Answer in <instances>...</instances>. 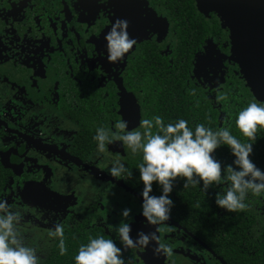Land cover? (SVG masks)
Returning <instances> with one entry per match:
<instances>
[{"label":"flooded vegetation","instance_id":"af4514ba","mask_svg":"<svg viewBox=\"0 0 264 264\" xmlns=\"http://www.w3.org/2000/svg\"><path fill=\"white\" fill-rule=\"evenodd\" d=\"M116 18L128 21V35L136 43L119 63H110L104 58L103 36ZM232 49L225 19L203 9L197 0H0V198L21 212L19 229L24 242L37 248L40 264L55 257L73 264L76 249L89 237L114 239L111 226L120 222L123 208L130 209L131 237L138 230L152 231L172 250L171 255L154 256L152 241L145 248H122L125 264H168L173 259L228 264L215 239L226 229L216 230V224L209 222L214 215L225 223L231 215L217 206L204 207V233L197 231L195 206L188 202L191 195L178 177L167 194L172 200L168 220L142 223V182L135 167L140 153L131 154L115 139L106 144L104 153H97L92 136L98 126L117 131V120L127 121V130H142L141 119L159 115L166 124L188 110L198 114L197 119L186 116L195 120L193 126L228 127L245 142L247 138L233 125L235 114L249 102H264L248 86ZM52 118L75 127L71 140L52 142L47 131ZM263 143L256 136L251 148ZM212 155L221 161L226 175L224 166L233 159L227 146L217 147ZM46 157L57 166L54 176L62 172L63 187L70 185L69 191L61 189L63 199L46 197L49 203L43 188L45 179L53 183V172L49 174L54 169L45 163ZM118 157L131 170L126 179L101 169L105 160ZM39 160L43 162L35 165ZM226 187L225 181L213 184L207 198L214 199V193ZM150 195H160L155 181ZM246 197L253 203L239 212L238 227L243 218H252L246 227L252 238L246 242L239 233L236 244L245 253L251 251L253 264H264V254L259 248L256 254L254 244L264 241V194ZM54 222L64 225L63 255L46 236ZM114 242L121 246L118 239Z\"/></svg>","mask_w":264,"mask_h":264},{"label":"clouds","instance_id":"9594fccd","mask_svg":"<svg viewBox=\"0 0 264 264\" xmlns=\"http://www.w3.org/2000/svg\"><path fill=\"white\" fill-rule=\"evenodd\" d=\"M128 21L114 19L103 36L105 59L110 63H119L125 53L136 43L127 31ZM223 99V97H220ZM235 127L247 140L241 143L231 134L228 127L209 128L196 123L189 128L188 121L177 118L175 122L164 123L159 115L139 121L142 130H127V121L117 120L115 129L110 131L98 126L92 139L96 142L97 153H104L106 144L113 139L119 140L129 152L140 153V162L136 164L138 179L142 182L139 215L147 225H157L167 221L172 200L167 195L172 191L173 181L183 178V188L199 185L204 193L213 184L227 182V187L214 193V203L226 212H235L248 207L246 196L264 194V171L256 167L249 159L251 145L256 138L257 128L264 130V103L249 102L235 114ZM155 127L156 131H153ZM226 145L233 159L225 165L226 175H222L221 161L212 155L214 149ZM108 175L116 179H126L131 170L119 157L111 161ZM160 187V195H150L152 182ZM130 209L120 211L121 220L111 226L114 239L120 241L117 246L114 239L102 235L89 237L87 243L79 245L73 256L74 264H125L121 255L122 248H145L149 241L154 242L152 254L171 255V247L160 243L155 232L138 230L131 237L128 223ZM21 212L12 208L0 198V264H40L41 256L35 246L27 245L19 229ZM46 236L55 241L60 255L66 251L64 244V225L54 222Z\"/></svg>","mask_w":264,"mask_h":264},{"label":"water","instance_id":"95a60500","mask_svg":"<svg viewBox=\"0 0 264 264\" xmlns=\"http://www.w3.org/2000/svg\"><path fill=\"white\" fill-rule=\"evenodd\" d=\"M213 10L231 29L232 53L243 68L244 79L257 99L264 102V0H197Z\"/></svg>","mask_w":264,"mask_h":264},{"label":"trees","instance_id":"16d2710c","mask_svg":"<svg viewBox=\"0 0 264 264\" xmlns=\"http://www.w3.org/2000/svg\"><path fill=\"white\" fill-rule=\"evenodd\" d=\"M187 107V105H184V109ZM199 109V108H198ZM181 113L184 115L180 116L179 118L181 119H185L188 121V127L191 128V126L193 127L192 122L195 121L191 118H186L187 117H193L194 119H197V112L194 111H188V110H183L181 111ZM197 122H200L199 120H197ZM235 125V123L233 124ZM256 136H258V138H262V140H264V130H261L258 126L257 128V133ZM264 144V143H263ZM262 144V146L260 148H255L252 149L251 148V152L249 154V159L255 164L256 167L260 168L262 171H264V145ZM230 157L227 159L229 161ZM229 164V163H227ZM226 164V165H227ZM225 171L226 168L224 167ZM227 174V173H226ZM210 190V187L206 190V192L204 193L203 191L200 190L199 185H191L188 188H186V191L191 195L190 198L188 199V202L190 204H194L195 208V212H194V225L197 231H199L200 233H204V225L202 223L203 218L201 216V210H203V208L205 207H212L214 208L215 203H214V199H208V193ZM211 194V193H210ZM245 203L248 205V207H246L245 209L242 210H246L249 209V205L250 203H253V200H251L250 198L245 199ZM215 209V208H214ZM213 209V210H214ZM222 209H220L219 211L221 212ZM241 210H237L235 212H227L229 215L232 216V218L227 219L228 217H225V223H222L218 218H215V216L213 215L212 217L215 220H211L212 222H209L210 225L216 224V230L219 227L225 228L226 232L224 234H221V236H219L218 234L216 235V249L218 250V252L221 254V256L228 262V264H253L251 262V257L252 255H250L251 251L249 250V252L245 253V250H242L241 247H239L236 243L237 240L239 239V233H241L243 235V238H245V241L248 242L250 240V238H252V233L250 232L249 234L247 233V228L249 227V225L252 224V218L247 217L246 219H242V225H240L238 227V218L240 217V212ZM216 214V213H215ZM217 215V214H216ZM240 228V230L238 229ZM261 230H264V226L261 227ZM228 231V232H227ZM210 232L211 235L214 234L213 230L208 231ZM254 237V235H253ZM255 240V238H253ZM262 241V240H261ZM259 241L258 244L255 243L254 244L256 246V251L255 253H257V250L259 248L260 254H264V241L261 242ZM78 249V248H77ZM76 249V251H77ZM70 260L72 257V254H70ZM65 259V258H64ZM49 264H63L62 260H60L58 257H55V259L50 260ZM74 264V262H73Z\"/></svg>","mask_w":264,"mask_h":264},{"label":"rangeland","instance_id":"374dc122","mask_svg":"<svg viewBox=\"0 0 264 264\" xmlns=\"http://www.w3.org/2000/svg\"><path fill=\"white\" fill-rule=\"evenodd\" d=\"M52 119H53L52 124H49L48 128H47L48 133L52 135V142L56 144L58 142V140H64V141L71 140L75 134V127L70 122H68L66 120H62L61 118H59V119L52 118ZM41 130L44 131L45 128L42 126ZM48 136H50V135H48ZM56 136L58 137L57 139L54 138ZM39 155H43V154H39ZM39 161L40 162L35 161V165H39L41 162H43L42 160H39ZM45 163L47 165H49L51 169H54V170H50V174H49V175H51L53 172L54 181L52 183V182H49V179H45L46 182H44V188H43L45 190V192L43 194V196L45 197L44 201L46 203H49L48 202L49 199H47L46 197H51V196L55 199H59V200L63 199L64 196H62L61 193H64V192H62L61 189L69 191L70 185L68 187H63L64 183H62V180H63L62 172H58V174L56 176H54V171H58L57 166L55 165L54 161L49 160L46 157ZM56 164H57V162H56ZM104 164L106 165V167H103V168L101 166H98V167L99 168L101 167V169L104 172L108 173L107 169L111 165V162L110 161L108 162L107 160H105ZM75 167H77V166H75ZM77 168H79V167H77ZM53 177L50 176V179H52ZM94 177H96V176H94ZM96 179H98V181H101L104 183L107 182L103 178L100 179L99 177H96ZM199 255H202V254L199 253ZM168 264H187V263L180 261L179 259H173Z\"/></svg>","mask_w":264,"mask_h":264}]
</instances>
